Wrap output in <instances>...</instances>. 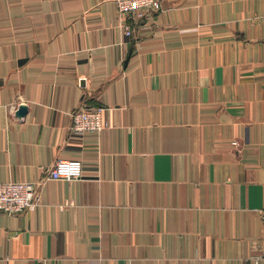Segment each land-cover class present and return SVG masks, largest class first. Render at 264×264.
Listing matches in <instances>:
<instances>
[{
  "label": "crops",
  "instance_id": "0c3cea01",
  "mask_svg": "<svg viewBox=\"0 0 264 264\" xmlns=\"http://www.w3.org/2000/svg\"><path fill=\"white\" fill-rule=\"evenodd\" d=\"M263 12L160 0L128 35L112 0H0V180H42L0 210V264H264Z\"/></svg>",
  "mask_w": 264,
  "mask_h": 264
},
{
  "label": "built area",
  "instance_id": "2783aa9c",
  "mask_svg": "<svg viewBox=\"0 0 264 264\" xmlns=\"http://www.w3.org/2000/svg\"><path fill=\"white\" fill-rule=\"evenodd\" d=\"M114 1L118 17H120L123 31L131 35L133 26L125 19L126 15L138 14L147 10L148 7H159L160 0H112ZM264 29V12L261 14ZM264 44V38H263ZM103 105L94 104L88 106H78L72 108L68 112L70 115V121L68 130L83 132L88 130L100 131L101 128L107 123L104 118ZM237 142L236 139L232 140ZM82 162L78 158H65L58 156L52 164L46 168V176L50 178L58 179L59 177L74 178L79 177L81 171ZM42 180L34 179H4L0 180V210L11 214L14 212H20L27 208H32L39 201V193L41 190ZM260 219L263 222L264 228V207L259 210ZM264 257V248L257 257Z\"/></svg>",
  "mask_w": 264,
  "mask_h": 264
},
{
  "label": "water",
  "instance_id": "95a60500",
  "mask_svg": "<svg viewBox=\"0 0 264 264\" xmlns=\"http://www.w3.org/2000/svg\"><path fill=\"white\" fill-rule=\"evenodd\" d=\"M26 108H27V103H26V102H20V103H18V105L16 106V108H15V110H14V113H15L17 116L21 117V116L24 114Z\"/></svg>",
  "mask_w": 264,
  "mask_h": 264
}]
</instances>
